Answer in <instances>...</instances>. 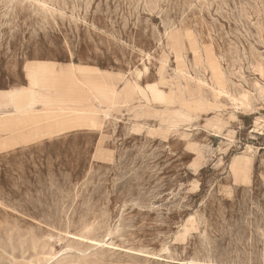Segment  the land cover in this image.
<instances>
[{
	"label": "rangeland",
	"instance_id": "obj_1",
	"mask_svg": "<svg viewBox=\"0 0 264 264\" xmlns=\"http://www.w3.org/2000/svg\"><path fill=\"white\" fill-rule=\"evenodd\" d=\"M37 60L58 110L0 107V264H264V0H0V90Z\"/></svg>",
	"mask_w": 264,
	"mask_h": 264
},
{
	"label": "bare ground",
	"instance_id": "obj_2",
	"mask_svg": "<svg viewBox=\"0 0 264 264\" xmlns=\"http://www.w3.org/2000/svg\"><path fill=\"white\" fill-rule=\"evenodd\" d=\"M69 68H72V69L74 68L76 71L80 70V71L86 72V71L90 70L91 67L88 68V66H84V65H82V67H80L79 65H72V66H69ZM63 69H64V66L62 64H60V65L54 64V62H51L48 60H44V61L37 60V62L34 64V66H32L31 68H29L27 70V78H28V83H29L27 86L26 85L12 86V87L4 88L3 90H0V107L4 106V104H6L8 102L7 99L6 100L4 99L6 97H13L14 98V97H18L20 95L24 96L25 94H29L32 99L30 100V102L27 103L28 105H26V106H28L29 108H32V109H29L31 111L28 110L29 112L24 114L25 118L18 116L19 117L18 119L20 121H22L24 119H28L30 124H35L36 122H38L40 120H45L46 118H49L48 114L49 113H55L56 110H58V109L54 108V107H48V106H45L44 108H40V109L35 108V106L33 105L34 104L33 99H35V101H38V98L42 97V95L45 93V85L42 84L45 82V79H47L48 76L53 75V74L58 76L59 72L64 71ZM107 74H111V73H107ZM13 100L14 99H12L10 101H13ZM61 109H60L61 112L65 111L64 108H61ZM18 119H16V120H18ZM57 119H59V118H55V120H57ZM1 120L2 119H1V112H0V129L1 130L23 131V130H21L22 127H20L18 124H15L17 121L11 122L13 120V118L10 120L5 119V122L1 121ZM44 128H46V127H43L42 129H44ZM234 161L236 162L235 164H240L243 162V158L242 157H236L234 159ZM93 241L96 242L95 240H93Z\"/></svg>",
	"mask_w": 264,
	"mask_h": 264
}]
</instances>
